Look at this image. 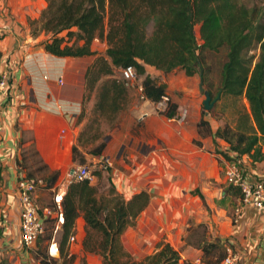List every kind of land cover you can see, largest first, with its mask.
<instances>
[{
  "label": "crops",
  "instance_id": "0c3cea01",
  "mask_svg": "<svg viewBox=\"0 0 264 264\" xmlns=\"http://www.w3.org/2000/svg\"><path fill=\"white\" fill-rule=\"evenodd\" d=\"M36 1L0 0V71L8 74V83L0 91V264H41L35 257V244L27 247L21 242L17 183L27 172L37 180L35 201L41 221L48 215L59 217L50 246V253L59 255L60 202L73 170L81 165L73 156V146L94 115L96 93L88 98L85 76L95 56L47 52L41 43L47 35H32L29 24V18H38L46 5L41 2L38 8ZM93 49L103 53L106 43L95 40ZM145 67L168 84L169 99L178 104V112L188 106L189 115L178 122L158 112L154 101L142 98L144 76L137 75L128 84V106L118 113L117 125L111 128L102 120L101 127L108 129L105 133L110 138L105 150L112 161L107 169L109 182L126 200L140 192L148 195L121 235L124 247L141 259L164 241L180 250L177 264H191L198 257L214 264L221 259L214 254L207 256L200 245L206 240L219 241L239 253L241 264H264V205L247 204L235 220L240 190L227 183L224 172L229 160L220 153L228 144L219 137L201 135L197 127L203 109L213 131L233 117L217 120L210 116L204 108L205 93L200 97V75L189 76L183 70L165 75L154 66ZM120 74L117 69L115 76ZM215 83L204 85L217 96L214 106L221 100ZM79 147L89 160L92 155L87 147ZM238 162L249 181L264 182V159L252 162L244 155ZM43 164L47 169H42ZM52 171L60 175L53 187H47L43 178ZM86 237V221L80 213L73 239L63 253L74 256L71 264H103L100 254L85 249Z\"/></svg>",
  "mask_w": 264,
  "mask_h": 264
},
{
  "label": "trees",
  "instance_id": "16d2710c",
  "mask_svg": "<svg viewBox=\"0 0 264 264\" xmlns=\"http://www.w3.org/2000/svg\"><path fill=\"white\" fill-rule=\"evenodd\" d=\"M45 1L40 16L29 19L32 35L42 32L47 35L41 42L45 50L57 56H95L85 76L88 98L96 93L94 116L73 146V156L80 164L86 161L80 145L87 147L90 155L105 156L110 138L102 131V120L111 128L115 127L118 113L128 106V84L115 76L117 69L135 66L137 75L144 76L143 96L157 102L168 95V84L148 73L145 65L154 66L165 75L175 70H183L189 76L198 74L204 85L210 87L212 67L206 54L222 49L218 94L244 97L247 104H241L232 121L215 131L203 110L198 131L201 135L223 139L228 147L220 153L229 161L238 162L244 155L252 162L264 159V0L263 4L253 6L242 0ZM95 40L106 43L103 53L93 49ZM253 49H258V53H250ZM210 95L212 101L217 97L211 92ZM161 113L173 117L178 113V104L169 99L167 109ZM42 169H47V165L43 164ZM59 175V171L49 172L43 178L45 186L53 187ZM21 176L36 180L30 172ZM109 187L105 194L85 179L68 183L60 202L63 220L59 255L50 253L59 217L44 216V231L35 242V257L39 263L71 264L74 256L63 252L74 234L80 213H83L87 229L84 247L100 254L103 264L179 262L180 250L169 242H160L155 252L141 259L124 247L121 235L142 209L148 195L140 192L126 200L111 181ZM52 208L55 210V206ZM1 232L0 220V235ZM200 247L207 256L214 254L223 258L225 243L206 240ZM62 258L64 260L59 262Z\"/></svg>",
  "mask_w": 264,
  "mask_h": 264
},
{
  "label": "built area",
  "instance_id": "2783aa9c",
  "mask_svg": "<svg viewBox=\"0 0 264 264\" xmlns=\"http://www.w3.org/2000/svg\"><path fill=\"white\" fill-rule=\"evenodd\" d=\"M3 31L0 27V37ZM120 76L129 84L130 81L137 77L136 68L133 65H128L120 69ZM8 83V74L3 72L0 75V91H2ZM141 90L143 87L140 88ZM159 112L165 111L169 104V96L163 95L162 98L155 102ZM187 110L178 112L172 120L183 122L186 119ZM112 166V161L107 156H91L85 163L77 166L73 170L71 180H88L91 184H96L99 171L107 170ZM225 179L228 184L239 188L240 202L234 208V218L237 220L244 207L252 203L255 207L261 208L264 205V182L249 181L243 170L242 165L237 161H229L225 168ZM37 183L33 179L20 176L17 183V192L21 207V242L24 246L31 247L44 231V225L38 213V207L35 202V191ZM48 213H51L48 210ZM73 239V235L70 237ZM227 254L217 263L214 264H241L240 255L230 246L227 248ZM191 264H209L205 263L201 258H196Z\"/></svg>",
  "mask_w": 264,
  "mask_h": 264
},
{
  "label": "rangeland",
  "instance_id": "374dc122",
  "mask_svg": "<svg viewBox=\"0 0 264 264\" xmlns=\"http://www.w3.org/2000/svg\"><path fill=\"white\" fill-rule=\"evenodd\" d=\"M242 1L244 3H246V4H248L249 6H253V5H256V4H263L262 0H242ZM41 2H43L44 5L46 3L45 0H37L35 2V5L39 8L42 5ZM197 36L199 38L198 28H197ZM250 53H256L257 54L258 53V49H253ZM223 56H224V49H222V50H220L218 52H207V54H206L207 61L209 62V64L212 67V71H211V73L209 75V76H211L209 83L212 84L210 86H215V84H216L215 82L216 81L219 83V80H218L219 79V76H218L219 72H218V70H219V66L221 64V61L223 59ZM158 78H160V77H158ZM197 78H198V75H197ZM160 79L162 80V78H160ZM204 88H205V86H204ZM194 89H197V86L196 87L194 86ZM182 95H183V93H182ZM214 95H216V88L215 87H214ZM201 96H204V92H203L202 95H200V97ZM142 98H145V97L142 96ZM190 98H192V96ZM205 98L206 97L204 96L203 97V100H205ZM241 104H247L246 99L244 97L235 98V97H231V96H222L220 102L219 103H216L215 106L213 104L212 107L209 108V109H206L205 106H204V108L208 112L210 111V116L211 117H213V118H215L217 120H220L219 117H223V116H225L227 118H231V117L234 118L235 117V112H236L237 108H239L241 106ZM185 109L187 110V116H186V119H187L188 118V115H189V111H188L189 107L188 106L187 107L184 106L182 109H180V112H182ZM156 110L159 112L157 106H156ZM107 130H108L107 128L102 129L103 133H105V131H107ZM108 171L109 170L99 171L100 176L98 175V179L96 181V185L99 187L100 192L105 193V194L108 192V189L110 188L109 187V182H108ZM63 183H64V180L61 181V185ZM226 248L227 247H225V251L222 254L223 257L227 254V249ZM218 254H220V253L218 252Z\"/></svg>",
  "mask_w": 264,
  "mask_h": 264
},
{
  "label": "water",
  "instance_id": "95a60500",
  "mask_svg": "<svg viewBox=\"0 0 264 264\" xmlns=\"http://www.w3.org/2000/svg\"><path fill=\"white\" fill-rule=\"evenodd\" d=\"M201 74H202V73H201ZM203 84H204V82H203V78L201 77V79H200V90H201L202 92H204L205 95H206V98H205V100H204V105H205L206 109H209V108L212 107V105H213V101L211 100L210 92H209L208 90H205Z\"/></svg>",
  "mask_w": 264,
  "mask_h": 264
}]
</instances>
